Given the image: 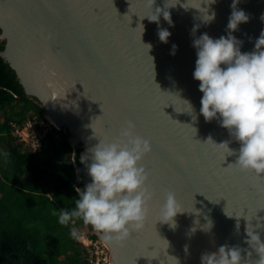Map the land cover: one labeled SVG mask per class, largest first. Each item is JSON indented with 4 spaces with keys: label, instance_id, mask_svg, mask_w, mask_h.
<instances>
[{
    "label": "water",
    "instance_id": "1",
    "mask_svg": "<svg viewBox=\"0 0 264 264\" xmlns=\"http://www.w3.org/2000/svg\"><path fill=\"white\" fill-rule=\"evenodd\" d=\"M207 2L0 0L1 38L6 42L2 56L26 96L70 132L74 148L82 146L77 172L85 184L91 181L90 161L82 163L81 156L89 157L99 138L119 136L126 121L151 144L141 161L151 193L149 213L143 229L122 245L103 240L111 264H201L202 253L221 245L249 249V221L261 225L254 231L264 240V175L240 170L232 164L235 154L224 156L206 142L211 136L239 148L226 128L199 112L203 94L193 78V41L203 33L227 36L233 11V0ZM236 8L249 19L232 35L242 41V52H250L264 30V0H238ZM160 11L158 21L147 17ZM213 13V19L204 20ZM160 28L171 33L167 43L159 39ZM183 100L190 101L193 112L186 111ZM168 191L175 193L179 210H185L175 215L174 224L157 221Z\"/></svg>",
    "mask_w": 264,
    "mask_h": 264
},
{
    "label": "clouds",
    "instance_id": "2",
    "mask_svg": "<svg viewBox=\"0 0 264 264\" xmlns=\"http://www.w3.org/2000/svg\"><path fill=\"white\" fill-rule=\"evenodd\" d=\"M214 2L215 0H208L207 3ZM237 3L238 0H233L227 36L212 38L203 33L193 41L197 49L193 78L200 82L198 87L203 94L200 99V114L206 121L216 119L239 142V148H230L229 140L217 143L211 136L206 142L210 141L224 156L226 153L235 154L236 161L232 164L240 170L264 175V30L255 40L254 49L242 52V41L232 35V32L238 29L239 24L247 22L249 16L236 8ZM160 14L161 11L147 17L151 21H158ZM163 16L171 24L167 10H163ZM213 18L214 13L207 14V19L204 20L210 21ZM170 35L168 29L160 28L158 31L162 42L167 43ZM175 49L176 45H173L171 54H175ZM183 101L186 111L193 112L190 101ZM100 107L103 111L101 104ZM44 117L50 127L64 131L51 122L46 114ZM65 132L70 134L68 130ZM14 136L17 137L15 134ZM71 138L70 134L69 139ZM74 149L77 152L79 147ZM88 151L90 156H81V162L90 161L86 163V167L91 181L83 188L75 187L78 198L75 199L74 207L60 209L58 222L67 225L74 222V218H81L84 224H90L98 232L96 240L122 245L133 232L143 229L149 213L148 200L151 193L146 186L148 174L141 161L151 151V144L149 140L136 134L135 124L129 120L119 136L111 140L99 138V142ZM180 208L175 193L166 192L163 203L159 206L157 221L174 224L175 215L185 211L179 210ZM208 226H211V222ZM254 227L261 225L254 226L249 221L245 227V243L250 250L221 245L217 251L202 253L201 264H264V240L259 232L254 231ZM84 229L86 228L73 227L70 234L89 251L90 248L82 238ZM85 238L87 241L94 240L89 231ZM104 245L109 252L108 246ZM242 252L247 255L243 256Z\"/></svg>",
    "mask_w": 264,
    "mask_h": 264
},
{
    "label": "trees",
    "instance_id": "3",
    "mask_svg": "<svg viewBox=\"0 0 264 264\" xmlns=\"http://www.w3.org/2000/svg\"><path fill=\"white\" fill-rule=\"evenodd\" d=\"M5 46L0 40V264H93L70 232L87 227L94 240L98 232L81 218L58 222L60 209L74 207L75 187L86 185L77 172L82 149L75 152L70 134L52 127L36 152L14 136L12 123L48 121L2 56Z\"/></svg>",
    "mask_w": 264,
    "mask_h": 264
},
{
    "label": "built area",
    "instance_id": "4",
    "mask_svg": "<svg viewBox=\"0 0 264 264\" xmlns=\"http://www.w3.org/2000/svg\"><path fill=\"white\" fill-rule=\"evenodd\" d=\"M14 129V134L25 142L27 147H30L34 152L40 148V140L44 139L50 132L49 124L47 122H38L37 119L28 120L21 128L20 126L11 124ZM86 245L90 248V258L93 264H109V252L102 241L88 240L85 238Z\"/></svg>",
    "mask_w": 264,
    "mask_h": 264
},
{
    "label": "rangeland",
    "instance_id": "5",
    "mask_svg": "<svg viewBox=\"0 0 264 264\" xmlns=\"http://www.w3.org/2000/svg\"><path fill=\"white\" fill-rule=\"evenodd\" d=\"M0 40L2 41V38H1V36H0ZM46 115H47V113H46ZM49 128H50V126H49ZM86 229H84V235L86 236V234L88 233V228L87 227H85ZM109 252H110V249H109ZM111 255H110V253H109V259H108V263L109 264H111L110 262H111V257H110ZM101 264H103V263H101Z\"/></svg>",
    "mask_w": 264,
    "mask_h": 264
},
{
    "label": "bare ground",
    "instance_id": "6",
    "mask_svg": "<svg viewBox=\"0 0 264 264\" xmlns=\"http://www.w3.org/2000/svg\"><path fill=\"white\" fill-rule=\"evenodd\" d=\"M53 123H54L56 126H59L55 121H53Z\"/></svg>",
    "mask_w": 264,
    "mask_h": 264
},
{
    "label": "flooded vegetation",
    "instance_id": "7",
    "mask_svg": "<svg viewBox=\"0 0 264 264\" xmlns=\"http://www.w3.org/2000/svg\"><path fill=\"white\" fill-rule=\"evenodd\" d=\"M79 148H81V149L83 150L82 146H80ZM82 150H81V151H82Z\"/></svg>",
    "mask_w": 264,
    "mask_h": 264
}]
</instances>
